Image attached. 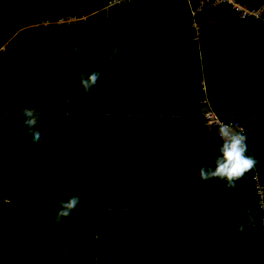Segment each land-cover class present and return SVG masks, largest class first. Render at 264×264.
Returning <instances> with one entry per match:
<instances>
[{"label":"trees","instance_id":"1","mask_svg":"<svg viewBox=\"0 0 264 264\" xmlns=\"http://www.w3.org/2000/svg\"><path fill=\"white\" fill-rule=\"evenodd\" d=\"M107 1L0 0V46L7 42L11 49L0 65L4 100L0 108V213L27 208L35 216L33 208L47 202L48 193L50 197L54 193L57 204L72 194L70 175H45V168L34 162L40 150L47 154L50 145L68 143L73 138L70 128L100 145L114 143L139 126L145 135L151 131L155 139L156 131L171 127L180 138L169 157L166 173L172 171L171 175L107 176L111 194L97 196L94 202L100 215L89 219L98 221L97 238L108 246L97 252L96 263L163 264L168 254L178 250L176 260L168 264H264L260 212L250 172L233 190L216 179L201 181L194 175L219 147L217 140L209 139L214 133L204 132L198 120V100L206 96L219 117L239 122L247 144L262 162L257 166L264 185V25L252 17L239 21L225 3L207 6L191 17L190 8L199 0H189L190 6L183 0L182 5H178L181 0H133L130 9L122 3L116 13L105 7ZM236 1L247 8L264 2ZM82 14L87 15L84 24L79 20L55 23L63 15ZM192 19L197 29L190 26ZM42 22L47 23L38 24ZM14 33L20 44L11 38ZM113 35L127 39V48L111 61L100 58L97 85L82 94L76 69H91L100 51L110 47ZM72 40L87 43L86 55L67 47ZM198 55L210 61L198 64ZM201 76L203 89L198 84ZM30 98L38 101L35 106L41 112L43 139L35 146L28 143L18 112L29 105ZM144 179L147 188L152 181L151 190L125 185ZM100 180L88 177L84 189L90 191V185ZM216 187L221 188L222 198L216 197ZM246 208L254 211L255 221L245 234L235 225L236 214H244ZM122 209L126 216L121 214L118 224L112 222ZM89 214L84 212V232L93 227ZM154 220H166L156 228L163 231L162 236L152 235L157 232ZM141 221L149 228L140 227ZM118 226L129 230L125 241L112 233ZM160 240L166 245L157 250ZM177 243L180 247L173 248Z\"/></svg>","mask_w":264,"mask_h":264},{"label":"crops","instance_id":"2","mask_svg":"<svg viewBox=\"0 0 264 264\" xmlns=\"http://www.w3.org/2000/svg\"><path fill=\"white\" fill-rule=\"evenodd\" d=\"M70 129H69V133L73 138L69 140L68 143L65 142L64 145L55 146V148H52L50 145L47 154L44 153V151L42 150L40 151H42L45 156L51 153L53 155L52 158L54 159L53 169L52 168L48 169L47 167H44L45 175H65V174L71 175L72 173H73L72 175H76V176L82 175L80 186L78 187L79 192L77 191V189L74 188L72 192L73 195H78L80 197V204L78 209L72 212L71 218L70 219L66 218L64 222L61 224H56L52 222V219L55 216L56 211L59 207V203L57 204L54 202V193L52 197H50V193H48V198H47L48 201L43 203L39 207L37 206L33 208V210L37 209L35 210L37 211V215L33 216L34 218L33 222L30 223L28 222V224L33 225L32 227L35 230V236L33 241H35L36 239L37 240L42 239L43 244L48 245L47 249H49V253L46 255L45 258L42 259V261L39 262V264H81V262L79 261L81 255L84 256V260L88 264H99L96 263L95 260L97 251L101 249H107L108 246L97 238L98 234L96 233L95 229L99 228L98 221L96 219L90 221L89 219L92 218V214L99 217L100 210L99 209L97 210V208L95 207L94 200L97 198L98 195L103 196L104 194L106 196L107 194H111V187H110L111 185L106 184L102 180H100L94 182L93 185H90L91 188L90 191L85 190L84 180L86 181L88 177H91L92 179H97L101 177V175H171L172 173V171L166 173L169 169V157H167V162H166L167 164H164V166L160 168V170L154 169L150 166L154 162V158L157 156V151H153V150L157 148L161 149L162 138L159 135L157 139H155L152 136V134L145 135L143 133L144 131L141 132L142 128L140 126L137 127V129L134 132L131 130L126 131L120 137L116 138L117 141H114V143L104 141V142H100V145H98L99 144L98 142L92 140L90 141L82 140L81 142H77L79 136L77 129L73 130L72 128L71 131L72 133L70 132ZM82 136L84 137V135ZM169 141H170L169 143H171V140ZM94 149H97L100 152H96ZM87 150H91V151L88 152ZM76 151L80 154L81 161H83L82 163L84 165L82 166L80 162V168L75 167L73 165ZM100 153L102 156H100ZM174 153L175 152H173V154ZM54 154H56L57 157H55ZM164 154L165 152L161 150L158 153L157 157L160 158ZM48 163L49 162L47 161V164ZM54 170L55 173H53ZM194 175H199L198 170H196V173ZM211 181H214V179H212ZM50 182L52 184L55 183L52 181ZM144 183H145V179L139 181L135 180V183L134 181H131V184L129 182H126L125 185L126 186L130 185L128 187L134 188V190H136L138 186L142 187ZM150 184L152 186V181H150ZM102 185L106 186L108 188V191L104 190ZM62 186L66 187V184ZM213 186H215V184L212 185V187ZM165 199H167L166 195H165ZM124 211L125 210L122 209L119 210L116 214H114L112 222L116 221V224L120 223V220L122 218L121 214L123 216H126ZM84 212H90V214L88 215L89 217L88 220H89V224L92 225L93 227L92 230H89V232H84ZM100 220L103 223L104 220L103 219ZM164 221L166 220H154L153 229L156 230V228L160 224H163ZM157 223L158 225L155 227V224ZM22 224H26V222H22ZM105 224L106 225L110 224V221L108 220L107 222H105ZM139 225L140 227L143 226L144 228H149V225L145 221H141ZM170 230H173V227H170ZM128 231L129 230H127V228H125L124 226H122L121 228H119L118 226V228H113L112 233L113 235L121 238V240L125 241V238L128 236L127 235ZM156 231H157L156 233L152 234L153 236L156 237L158 235L160 236L163 235L162 230H156ZM67 233L71 235V239H69L66 236ZM166 233L167 232H165V234ZM59 234L63 238L64 243H62V240L59 238ZM3 237L5 239H8V237L5 236ZM147 239L150 240L151 236H148ZM76 240H78L79 242ZM84 240L87 242H91L90 246L92 252L90 253L89 256H86V254L88 255V253L84 254V249L82 251L81 247H77V246H82L80 242L84 243ZM20 242L27 245V243L25 242H28V240L25 241L23 237H17L16 244ZM146 242L149 241L146 240ZM1 244L2 245L0 246V251L2 252V255L0 259V264H37L33 260L28 261L23 258H19V259L16 258L14 260L12 259L9 260L6 250H4V241H2ZM163 245H166V241L160 240L156 244L155 249L159 250ZM177 245H174L173 248L178 249L180 247V244L177 243ZM121 248L122 247L120 246L119 249ZM177 252L178 250L176 252L172 251L170 254L167 255V251H166L163 256L165 257L167 255L170 257L167 260H165L164 263L163 262L162 263L168 264L170 260H176ZM21 257H25V255L23 254ZM90 259L91 262L89 261ZM104 264H111V263L105 262Z\"/></svg>","mask_w":264,"mask_h":264},{"label":"clouds","instance_id":"3","mask_svg":"<svg viewBox=\"0 0 264 264\" xmlns=\"http://www.w3.org/2000/svg\"><path fill=\"white\" fill-rule=\"evenodd\" d=\"M261 4H264V2ZM80 17L81 16L76 18ZM250 17L255 20H259L264 25V13L257 18L253 16ZM78 20L80 21V19ZM109 44L110 47L108 49H102L100 51L99 56H97V63L93 64L91 69L87 71L79 68L76 69V75L79 77V85L83 90L82 94H87L97 85L101 76V69L98 65L100 58L103 57L105 60L111 61L119 57L127 48L128 41L121 36L113 35L109 37ZM67 47L73 53L86 55L88 46L84 40H72L67 41ZM198 84L201 86V89H203V78L198 81ZM201 99H205L206 101L199 103V100ZM199 100L198 103L203 106V108L208 105L211 107L206 96L201 97ZM37 103L38 101L35 98H30L28 106L20 107L18 109L19 114L23 117L22 123L25 135L28 138V143L33 146L41 143L43 139L39 125L41 112L35 106ZM206 127H208L207 122ZM209 139L217 140L219 147L217 149V154L214 155L210 161L199 165L198 173L201 181L216 179L218 182H222L225 188L233 190L236 188L237 181L245 178L246 174L248 172L251 173V170L255 167L259 168L257 166L258 160L249 153L247 144L248 138L242 129L237 130L231 123L220 121L216 127V135L211 138L209 137ZM214 193L218 198H222L223 196V192L220 187H216L214 189ZM58 203L59 207L52 219V222L61 224L66 218L70 219L72 212L78 209L80 197L78 195H71L66 200H60ZM254 221L255 213L252 209H244V214L237 213L235 225L237 231L246 234V229L251 226ZM260 235L262 237L261 232Z\"/></svg>","mask_w":264,"mask_h":264},{"label":"rangeland","instance_id":"4","mask_svg":"<svg viewBox=\"0 0 264 264\" xmlns=\"http://www.w3.org/2000/svg\"><path fill=\"white\" fill-rule=\"evenodd\" d=\"M132 2H133V0L130 2V8L132 7ZM183 2H185V3L188 2V4H189V0H183ZM115 3H116V1H115ZM181 3H182V0L179 2L178 5H180ZM199 3L200 2H198V4ZM201 3H203V2L201 1ZM186 5H187V3H186ZM127 7H128V5H127ZM201 11H202V7H201ZM80 16L82 18V20H80L81 24H84L86 22L87 15L82 14ZM204 19H206V17ZM63 20L64 19H62L61 21H63ZM67 20H69V18H67ZM71 20H74V18H71ZM38 24H41V23H38ZM38 24L36 23V24H32V25L37 26ZM192 27L196 28V24L193 23ZM12 35H13L12 39L15 40L18 44H20V40L17 37L16 33H14ZM190 41L192 42L194 40L191 39ZM10 51H11V49L6 42H4L0 46V65L3 63L4 59L8 57ZM209 61L210 60H209L208 56L198 55V57H197L198 64L206 63ZM202 78L204 79V76H201L200 80ZM3 105H4V100L0 97V108ZM198 105H199V108L203 109V106H201L199 103H198ZM149 134H152V136H153V133L151 131H149ZM155 134H156V136L159 135L162 138V146H161V149L157 148L153 151H157V156L161 150L164 151L165 154L160 158H158L156 156L154 158V162L150 166L154 169L160 170V168H162L164 166V164H167L166 163L167 157L171 158L173 156V152H175L177 150L176 147L178 145V140H180V138H179V136H177L176 131L174 129H172L171 127H166L161 132L156 131ZM82 140H84V137L80 134L78 139H77V142H81ZM169 140H171V143H169L170 142ZM163 149H165V150H163ZM248 149H249V153L251 155H253L255 158H257L258 164L261 165L262 162H260L261 160H260L259 155L257 154L256 150L254 149V147H251L250 145H248ZM94 150L96 152H100L97 149H94ZM87 151L89 152L91 150H87ZM100 156H102L101 153H100ZM40 161H43V163L39 164ZM47 161L49 162L48 164H47ZM34 162H36L37 166H40L41 168L47 167L48 169H50V168L53 169V166H54V159L52 158V154L50 153L47 156H45L42 151H39L37 153L36 157L34 158ZM80 162H81V165L84 166L82 163L83 161H81L80 154L76 151L73 165L75 167L80 168ZM53 173H55V170L53 171ZM72 174L68 178V183L70 186L69 192L72 191L71 186L74 189H77V191L79 192L78 187L80 186V181H81L82 175L76 176V175H72ZM107 176L108 175H101L104 183H106L105 180H109ZM106 184H108V183H106ZM157 185H158V183L156 184V189L158 188ZM162 185H163L162 183L159 184V188L161 190H163ZM102 187L104 190L108 191V188L106 186L102 185ZM151 189H152V186L147 188V181L145 179V183H144V186L142 187V190L145 192V191H148ZM148 193H150V192H148ZM71 195H73V193L70 194V196ZM26 210H27V208H23V210H18V209L14 210L13 209V210H9V211H7V209H5L4 213H0V246L2 245L1 244L2 241H4V250H6V253L8 254L9 260H11V259L14 260L16 258H18V259L23 258V259L28 260V261L33 260L34 262L39 264V262L42 261V259L45 258L46 255L49 253V249H47L48 245L43 244L42 239H40V240L36 239L35 241H33L34 236H35V230L32 227L33 225L28 224V222L30 223V222H33V220H34L33 213L26 211ZM22 222H26V224H22ZM3 236L8 237V239H5ZM66 236L69 239H71V235L69 233H67ZM17 237H23V238L27 237L28 242H25V243H27V245L23 244L22 242L16 244ZM59 238L62 240V243H64V240L60 234H59ZM76 241H78V240H76ZM80 244H82V246H77V247H81L82 251L84 249V254L91 252L90 248H89L91 245V242H86L84 240V243L80 242ZM39 248H40V250H39ZM20 251H23V252H20ZM23 254L25 255V257H21ZM1 255H2V252L0 251V259H1ZM105 258H107L106 254H105ZM79 261L81 262V264H84V262H85V264H88L84 260V256H82V255H81V258L79 259ZM10 263H11V261H10ZM100 263L102 264L103 262L101 261Z\"/></svg>","mask_w":264,"mask_h":264},{"label":"built area","instance_id":"5","mask_svg":"<svg viewBox=\"0 0 264 264\" xmlns=\"http://www.w3.org/2000/svg\"><path fill=\"white\" fill-rule=\"evenodd\" d=\"M115 1H116V3H115ZM131 1L132 0H109V1H107L105 7H111L112 11L116 13L119 10V6L122 3H126L128 5V9H130V2ZM201 1L203 3H201ZM199 2H200L199 4L193 6V8H190L191 9V12H190L191 17L195 13H199V12L201 13L204 10V8L207 6L215 7L216 5H218L220 3H225V4L229 5L231 7V9L236 12V16H237L238 20H243V19L250 17V16L257 18L260 15H262V13H264V4H260L256 8H247L245 5L240 4L236 0H199ZM186 3L188 6H190L188 4V2H186ZM201 7H202V11H201ZM67 18H69V20H67ZM71 18H74V20H71ZM60 19L61 20L64 19V20L61 21ZM78 19L82 20L81 17L76 18L74 15H71V16L63 15L62 17L58 18L55 21V23L75 21ZM43 23L46 24L47 22H42L41 24H43ZM193 23L196 24V22H194V20L192 19L191 24H190L191 27H192ZM192 28H194V27H192ZM194 29H197V24H196V28H194ZM205 101H206L205 99H201V100H199V103H202ZM198 120H199L200 125L202 126V129L204 132H213L214 135H216V127L220 121L231 123L237 130L242 129V127L240 126V124L236 120V118H233V117L221 118V117H219L218 113L214 109H212L209 105L204 107L203 109H201L199 111ZM206 122H207L208 127H206ZM250 179H251V188H252V193H253V196L255 199V204H256L257 210L260 212L258 224H259L260 232H261L262 237L264 239V186H263V183L261 182V179H260L259 168L255 167L253 170H251Z\"/></svg>","mask_w":264,"mask_h":264}]
</instances>
